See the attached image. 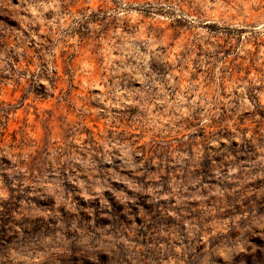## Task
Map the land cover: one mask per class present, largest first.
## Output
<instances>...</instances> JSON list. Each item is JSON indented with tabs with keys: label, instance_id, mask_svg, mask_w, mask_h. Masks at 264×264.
Listing matches in <instances>:
<instances>
[{
	"label": "rangeland",
	"instance_id": "1",
	"mask_svg": "<svg viewBox=\"0 0 264 264\" xmlns=\"http://www.w3.org/2000/svg\"><path fill=\"white\" fill-rule=\"evenodd\" d=\"M0 264H264V0H0Z\"/></svg>",
	"mask_w": 264,
	"mask_h": 264
}]
</instances>
